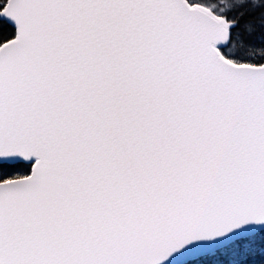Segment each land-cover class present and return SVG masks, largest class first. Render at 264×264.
I'll return each mask as SVG.
<instances>
[{"label":"snow or ice","instance_id":"1","mask_svg":"<svg viewBox=\"0 0 264 264\" xmlns=\"http://www.w3.org/2000/svg\"><path fill=\"white\" fill-rule=\"evenodd\" d=\"M0 264H264V0H0Z\"/></svg>","mask_w":264,"mask_h":264}]
</instances>
